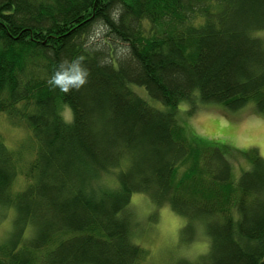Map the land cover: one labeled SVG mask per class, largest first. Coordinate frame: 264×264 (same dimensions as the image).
Wrapping results in <instances>:
<instances>
[{"label":"trees","instance_id":"16d2710c","mask_svg":"<svg viewBox=\"0 0 264 264\" xmlns=\"http://www.w3.org/2000/svg\"><path fill=\"white\" fill-rule=\"evenodd\" d=\"M262 32L264 0H0V116L36 150L0 136V264H148L135 195L205 223L209 252L173 264H264V159L238 151L237 178L179 119L195 100L264 115ZM70 65L83 83L54 84Z\"/></svg>","mask_w":264,"mask_h":264},{"label":"rangeland","instance_id":"374dc122","mask_svg":"<svg viewBox=\"0 0 264 264\" xmlns=\"http://www.w3.org/2000/svg\"><path fill=\"white\" fill-rule=\"evenodd\" d=\"M259 36L264 38V32ZM137 91L147 99L144 90ZM180 110L179 119L190 137L201 136L231 152L230 160L237 178L243 169L250 166L238 151L256 149L264 159V115L258 112L255 103L231 110L218 104L203 105L195 100L193 105L183 103ZM0 136L10 150H20L19 156L24 161L29 162L30 155L36 151L30 132L5 115L0 116ZM25 186V179L20 178L14 191L22 190ZM128 212L134 243L148 251V264H173L181 259L197 263L210 250L205 223L196 221L194 227H190L186 218L169 206H156L146 195H135ZM14 219V210L0 207V244L13 231Z\"/></svg>","mask_w":264,"mask_h":264},{"label":"clouds","instance_id":"9594fccd","mask_svg":"<svg viewBox=\"0 0 264 264\" xmlns=\"http://www.w3.org/2000/svg\"><path fill=\"white\" fill-rule=\"evenodd\" d=\"M82 71L78 69L76 65H70L67 68H62L60 72L57 73L56 77L53 79L54 84H63V82L67 81L69 86H78L83 83L82 76L73 75L74 72ZM64 91H68V87L63 88Z\"/></svg>","mask_w":264,"mask_h":264}]
</instances>
